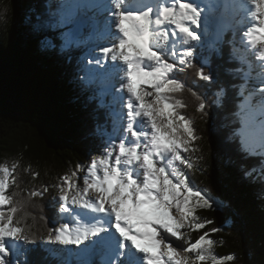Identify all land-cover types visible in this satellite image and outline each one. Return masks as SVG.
Wrapping results in <instances>:
<instances>
[{
  "label": "trees",
  "instance_id": "trees-1",
  "mask_svg": "<svg viewBox=\"0 0 264 264\" xmlns=\"http://www.w3.org/2000/svg\"><path fill=\"white\" fill-rule=\"evenodd\" d=\"M46 1L0 0V165L15 177L4 211L15 207L13 223L34 237L18 264L65 263L42 244L61 204L62 178L81 180L80 164L104 150L101 133L111 128L109 100L102 104L77 78L78 52L62 49L56 33L49 34L55 16ZM45 35L51 45L40 41ZM233 39L228 29L214 49L194 47L191 66L174 73L184 89L169 95L184 104L178 111L195 136L182 152L191 166L176 167L211 204L195 210L204 227L191 228L188 240L207 233L219 264H264V145L251 143L245 131L251 127L241 91L244 63ZM201 70L210 80L197 75Z\"/></svg>",
  "mask_w": 264,
  "mask_h": 264
},
{
  "label": "snow or ice",
  "instance_id": "snow-or-ice-1",
  "mask_svg": "<svg viewBox=\"0 0 264 264\" xmlns=\"http://www.w3.org/2000/svg\"><path fill=\"white\" fill-rule=\"evenodd\" d=\"M99 6L112 17L104 22L100 38L118 40L100 51L126 65L127 82L121 83V88L130 94L125 129L130 138L121 137L118 143L113 140L91 160L82 190L69 177L62 178L61 209L71 216L72 226L63 223L50 231L48 240L80 245L95 238L92 246L101 245L110 255L107 264H201L207 260L219 264L207 233L191 242L184 239L182 231L185 227H204L196 222L194 213L197 208L211 207L209 199L189 185L187 175L178 167L168 171L173 162L191 166L182 152L189 151L195 136L191 121L178 111L184 104L169 95L183 91L184 83L175 78L176 64L166 57L175 56L170 47L187 44L180 63L191 66L185 57L192 56L190 42L199 37L190 25L200 27L203 10L191 0H108ZM234 7L250 25L245 33L247 47L264 67V0H236ZM113 24L115 33L111 31ZM197 75L210 80L202 70ZM260 75L264 78V73ZM259 94L264 107V87ZM253 95L250 93L249 99ZM261 143L264 145V132ZM15 167L13 164V170ZM0 173V264H5L3 256L11 251L10 243H30L34 237L19 226V221L14 225L15 207L5 213L4 206L12 203L6 189L15 183V177L7 166L0 165ZM94 214L104 217L97 219ZM181 240L183 245L174 246Z\"/></svg>",
  "mask_w": 264,
  "mask_h": 264
},
{
  "label": "rangeland",
  "instance_id": "rangeland-1",
  "mask_svg": "<svg viewBox=\"0 0 264 264\" xmlns=\"http://www.w3.org/2000/svg\"><path fill=\"white\" fill-rule=\"evenodd\" d=\"M84 5L86 6V8L83 7ZM45 6L48 13L50 15L54 14L55 16L54 22L50 25L51 30L49 34H51L52 32L56 33L62 44V49L78 52L79 58L77 60V63L79 64V74L77 75V78H83L85 82L84 86H86V88L90 90L96 91L101 99L100 102L102 104H104L105 98L110 102L109 106L111 107V109L107 111V115L111 118V128L110 131H104L101 133L105 138V146H107L113 140H116L118 143V140L121 137L130 138V133L125 132V129L127 127L126 123H128V121H126V113H124L125 93H123L121 88L118 86L119 81L117 80V77L124 76V74H113L112 72H107L102 68L103 63H105L107 59L102 58L100 48L106 47V45L94 42V37L96 38L100 35V27L102 25V17L104 12L102 11V9H99L98 13L90 19L89 17L91 15V10L90 8H88L89 5L86 4V0H48L46 1ZM221 6L222 11L221 8H219L218 10L216 9L215 14L217 16L221 14L223 15V17H226V22L218 24L215 17H212V20H210L209 22H205L207 20L205 18L204 21H201L200 25L208 26L209 31L206 33H201L199 29L196 30L199 39L196 41H191L190 45L192 49L196 46H199L201 48L206 47L214 49L215 41L221 40L222 32L229 28L230 22L232 21L231 24H235V27L232 28V34L234 38L232 48L234 50L233 52H235V54L238 55L239 58L242 57L241 59L244 60L245 64V78L243 80L244 82L241 85V91L245 100H247L246 98H249L250 93H254V95L250 99L251 103L247 109V113H249V116L247 117H252L251 120H257L256 125H253L255 123L250 125L251 130H246L245 128L244 129L250 135L249 141L251 143H257L261 141L262 132L260 131V129L262 128V125H264V121L260 120V118L258 117L259 115H257V113H254L251 109L252 107H254V111L257 110L260 113L264 114V107H261L259 94V90L261 87H264V84L258 81L259 77H256V74L254 75L253 71L257 70L259 74H261L262 71H264V67H256L257 65L260 66L261 62L257 58V56L247 47V36L245 35L247 31H245L242 26L246 25L243 19L244 14L242 13L239 15L236 8L234 6L231 7L229 3L221 4ZM86 9L90 11H87ZM70 12L74 13L73 19H69L68 17V13ZM168 30L171 31L172 28H169ZM40 41H43L44 44H52L48 35L40 38ZM188 46L189 45L184 44L180 45L179 48L170 47V52L174 51L175 57H181ZM71 57L72 55L70 54V52H68L67 59ZM166 58L170 63L176 64L174 73L176 70L181 69L185 66V64L180 63V59L176 61L171 60V55ZM190 58L185 57V59L189 62ZM97 61H99V63H97ZM260 70L262 71L260 72ZM146 89L152 91L150 87L146 86ZM246 102L248 103V101ZM120 106H123V111ZM102 153L103 150L98 154L96 152H92L89 156V160L85 164H80L79 177L81 180L76 183L79 189L82 190L85 186L83 177L86 174L88 166H90L91 160L95 157L100 156ZM112 159L114 160V157H112ZM176 165H178V162H173V165L168 168V171L170 172L171 167H176ZM0 176H2V174H0ZM90 195H94V193H90ZM57 206L58 207L56 208L55 218L52 221L54 226L53 229L61 226L63 223H69L71 227V216L68 213L62 211L61 204ZM69 207L75 208L76 206L69 205ZM78 211L79 209L77 208L76 212H73L71 215H76ZM182 231L185 234L184 239L188 240L189 234L191 233V228L185 227L184 229H182ZM49 234L42 241L43 247L50 249L53 254H55L59 258H62L65 262L64 264H107L106 255L108 256V258H110L107 249L103 246L100 251L95 250L96 247L92 246L93 240L95 238H91L88 245L83 243H81L80 245H61L58 242L49 241ZM173 239L175 241V238ZM183 243V240L177 241L174 246L183 245ZM31 245V243H25L23 241L10 243L9 247L11 248V251L7 255L3 256L5 264H18L19 261H23L24 259L21 260L20 256L23 255L24 252L28 251V249L32 247Z\"/></svg>",
  "mask_w": 264,
  "mask_h": 264
},
{
  "label": "bare ground",
  "instance_id": "bare-ground-1",
  "mask_svg": "<svg viewBox=\"0 0 264 264\" xmlns=\"http://www.w3.org/2000/svg\"><path fill=\"white\" fill-rule=\"evenodd\" d=\"M107 3L108 2V0H86V4L87 5H89V7L88 8H90V10H91V15H90V19L92 18V17H94L95 16V14H97L98 13V10L99 9H101V7L99 6L101 3ZM156 2V0H141L140 1V3H155ZM191 2L192 3H194V4H196V5H198L199 6V8L200 9H202L203 10V12H202V20L201 21H204L205 20V18L207 19L205 22H209L210 20H212V17H215L216 18V22L218 23V24H222V23H225L226 22V17H223V15H216L215 14V11H216V9L218 10L219 8H221L222 6H221V4H227V3H229V5H231V7L232 6H234L235 5V3H236V0H191ZM83 7H85L86 8V6L84 5ZM224 7V6H223ZM87 10V9H86ZM90 10H87V11H90ZM252 10L254 11L255 10V8H254V6H253V8H252ZM221 11H222V8H221ZM104 13H103V17H102V25H101V27H100V31H102V29H103V25H104V22L107 20V19H112V17H111V13L110 12H105V11H103ZM238 13H239V15L240 14H242V12H240V11H238ZM215 14V15H214ZM68 17H69V19H73V17H74V13L72 12H70V13H68ZM227 21H229V20H227ZM245 24L247 25V27H246V25H242L243 26V29L245 30V31H247V28L250 26L249 24H247L246 22H245ZM174 25L173 26H171L170 28H172V29H174ZM190 27L192 28V29H194V30H200V32L201 33H206V32H208L209 31V28H208V26H204V25H200V27L199 28H197V26L196 25H190ZM111 31L113 32V33H115L117 30L115 29V26H114V24L111 26ZM94 42L96 43H99V44H105L106 45V47H110L111 46V44L112 43H117L118 42V40H113V39H111V38H108L107 40H105V39H101L100 38V35L98 36V37H94ZM247 39V38H246ZM180 45L181 44H177L175 47H177V48H179L180 47ZM174 52V51H173ZM101 55H102V58H106L107 59V61L105 62V63H103V65H102V68L104 69V70H106L107 72H112L113 74H115V73H123L124 74V69H126V65H124L123 64V62L122 61H120V60H116V61H113L112 59H111V54H109L108 56H104V54L101 52ZM181 55V54H180ZM180 59V57H173V56H171V60H173V61H176V60H179ZM261 62V61H260ZM257 68H259V67H261V63H260V66H256ZM262 70H260V72H261ZM254 72V75L256 74V77L258 76L259 77V80L258 81H260L261 82V80H262V78H261V75L259 74V72L257 71V70H254L253 71ZM262 73H264V71H262ZM117 80L119 81V84H118V86L121 88V83H126L127 81H126V77L125 76H119V77H117ZM121 90H122V92L123 93H125V99H124V102H125V105H124V109H125V111H124V113H126V116H127V107H126V105H127V102H128V100H129V96H130V94L129 93H127V90H126V88H121ZM148 90V89H147ZM119 91H120V89H119ZM148 91H150V90H148ZM151 99V98H150ZM251 103V102H250ZM120 108L122 109V111L124 110L123 109V106H120ZM254 113H257V115H259L258 117L260 118V120H263L264 121V114H262V113H260L259 111H254V107H252V109H251ZM125 117V116H124ZM125 119V118H124ZM127 119V118H126ZM139 119V118H138ZM127 121V120H126ZM126 125H127V123H126ZM125 125V126H126ZM148 130H150V129H148ZM260 131L261 132H264V125H262V128L260 129ZM261 142V141H260ZM94 215H96V218L97 219H103V217H104V214H94ZM109 231L110 232H112V233H114L115 232V230L114 229H112V228H110L109 229ZM103 235V234H102ZM116 235H118V234H116ZM173 241H174V239H173ZM89 242H90V239L89 240H85V241H83L82 243L83 244H86V245H88L89 244ZM174 244H176V242L174 243ZM96 247V251L97 250H99L100 251V249H102L103 247L101 246V245H96L95 246ZM90 251V250H89ZM133 251H135V249H133ZM109 257H110V255H109ZM110 258H108V256L106 255V260L108 261ZM120 259H123L122 257H120Z\"/></svg>",
  "mask_w": 264,
  "mask_h": 264
}]
</instances>
